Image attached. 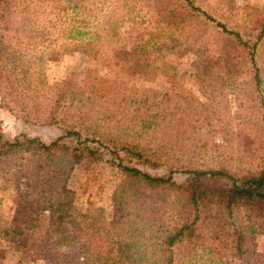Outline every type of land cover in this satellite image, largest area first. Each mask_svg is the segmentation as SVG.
I'll return each mask as SVG.
<instances>
[{"label":"rangeland","instance_id":"rangeland-1","mask_svg":"<svg viewBox=\"0 0 264 264\" xmlns=\"http://www.w3.org/2000/svg\"><path fill=\"white\" fill-rule=\"evenodd\" d=\"M263 10L264 0H2L0 43L9 64L1 131L49 142L62 133L50 117H60L69 97L83 101L73 103L93 121L125 104L127 118L109 127L145 162L122 164L170 173L175 184L192 168L253 171L264 160V30L257 39L254 23ZM230 33L254 45L253 65ZM95 36L100 56L93 59L84 43ZM148 39L144 75L111 61V43L129 49ZM116 163L107 152L57 163L33 150L0 152V264H107L117 244L133 247L126 264L156 258L180 221L173 197L125 178ZM57 204L63 218L33 259L31 247L22 250L25 237H43ZM173 253L172 264H264V236L247 234L239 257L180 246Z\"/></svg>","mask_w":264,"mask_h":264},{"label":"trees","instance_id":"trees-1","mask_svg":"<svg viewBox=\"0 0 264 264\" xmlns=\"http://www.w3.org/2000/svg\"><path fill=\"white\" fill-rule=\"evenodd\" d=\"M188 3L190 8H193L190 2H186ZM202 14L205 16L204 13ZM109 22L108 37L112 40L115 23L114 20ZM254 23L259 27V35H257L259 39L264 30V10L254 19ZM230 34L241 49L248 50L249 62L253 65L254 45H249V40L242 39L238 33ZM97 38L98 36H95L96 43H84L88 54H92L93 59L100 56L97 55L99 54L97 53ZM111 44L109 54L114 64L121 66L129 75H144L148 65L140 57L144 59L148 46H153L151 40H145L129 49L123 43ZM92 48L95 53L91 51ZM8 64L9 57L0 43V88L8 78L6 75ZM64 82L66 83V80L62 83ZM66 88L72 89V85H67ZM95 92L98 93V88L92 89L84 97L87 104L90 103ZM69 98L65 111H58L61 114L60 117L54 115L50 117L51 122L62 130L60 136L49 142L26 135L6 138L1 131L0 123V152L33 150L45 159L56 163L82 157L94 161L98 160L103 152H107L117 161L115 166L121 170L125 178L144 184L153 191L168 192L174 200L169 204L170 210L180 221L162 243L157 257L140 261L138 264H172L174 261L173 248L178 246L186 252L204 248L215 256L220 254L229 256L230 254V257H239L243 246L246 245L247 234L256 233L264 236V160L257 169L245 172H235L223 166L188 169L184 171V181L175 184L170 173L150 176L135 166L122 164V161L132 159L145 162L137 145L128 141L124 138L125 136L114 133L113 130L116 129L109 127V123L115 128L121 120L127 118L129 113L127 105L121 104L110 113L105 110L100 119L93 121L86 111H80L79 107L73 103L77 100L78 105L82 107L83 101L73 96ZM59 101L60 99L57 100ZM62 214L61 207L58 204L55 205L51 210L48 229L62 220ZM73 228L76 231V226ZM50 229L35 242L31 240L32 236L27 235L22 247L23 252L29 254L31 247L33 253L30 256L36 259L41 253V241L52 233ZM29 240L31 245L27 243ZM132 248L129 244H117L115 258L107 264H126Z\"/></svg>","mask_w":264,"mask_h":264}]
</instances>
